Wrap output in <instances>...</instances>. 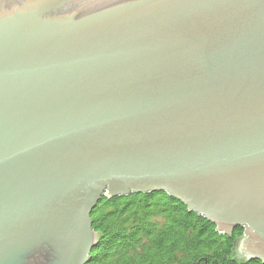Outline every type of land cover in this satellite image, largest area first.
<instances>
[{"label":"water","instance_id":"obj_1","mask_svg":"<svg viewBox=\"0 0 264 264\" xmlns=\"http://www.w3.org/2000/svg\"><path fill=\"white\" fill-rule=\"evenodd\" d=\"M149 192L264 262V0H0V264H87Z\"/></svg>","mask_w":264,"mask_h":264},{"label":"trees","instance_id":"obj_2","mask_svg":"<svg viewBox=\"0 0 264 264\" xmlns=\"http://www.w3.org/2000/svg\"><path fill=\"white\" fill-rule=\"evenodd\" d=\"M91 218L99 240L87 264H264L240 259L231 235L165 192L106 197Z\"/></svg>","mask_w":264,"mask_h":264},{"label":"rangeland","instance_id":"obj_3","mask_svg":"<svg viewBox=\"0 0 264 264\" xmlns=\"http://www.w3.org/2000/svg\"><path fill=\"white\" fill-rule=\"evenodd\" d=\"M235 255H236L238 258H240V259H244L243 257L245 256V255L242 253V251H241V249L239 248V246H238V248H235Z\"/></svg>","mask_w":264,"mask_h":264}]
</instances>
